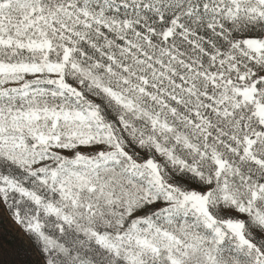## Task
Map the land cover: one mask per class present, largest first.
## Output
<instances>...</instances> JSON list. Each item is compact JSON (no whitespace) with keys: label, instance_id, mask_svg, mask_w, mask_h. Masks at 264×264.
I'll return each mask as SVG.
<instances>
[{"label":"snow or ice","instance_id":"obj_1","mask_svg":"<svg viewBox=\"0 0 264 264\" xmlns=\"http://www.w3.org/2000/svg\"><path fill=\"white\" fill-rule=\"evenodd\" d=\"M0 264H264V0H0Z\"/></svg>","mask_w":264,"mask_h":264}]
</instances>
